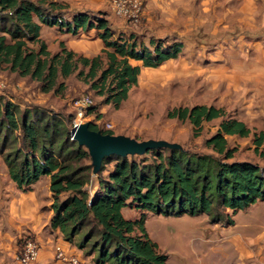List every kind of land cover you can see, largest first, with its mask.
<instances>
[{
  "label": "trees",
  "instance_id": "obj_1",
  "mask_svg": "<svg viewBox=\"0 0 264 264\" xmlns=\"http://www.w3.org/2000/svg\"><path fill=\"white\" fill-rule=\"evenodd\" d=\"M62 9L64 4L55 0H0V67L35 80L43 92L60 91L63 84L57 78L74 73L101 97L100 105L116 109L139 73L129 59L156 67L181 49L176 40L164 45L160 38H149L148 47L130 34L115 36L106 19L86 11L65 18ZM40 24L72 35L94 28L102 47L86 56L59 41L58 50L50 52L39 37ZM96 108L89 105L87 113ZM165 115L186 120L193 136L202 121L221 117L217 129L203 140L209 151L163 147L148 149L138 158L104 156L95 175L98 191L91 198L84 189L91 176L88 154L69 138V117L37 105L19 108L0 99V153L8 177L21 190L40 175L49 176V227L57 228L67 241L81 232V239L74 242L80 248L87 246V253L95 252L94 264H165L166 253L144 228L146 211L163 216L204 213L209 222L229 224L232 212L264 199V165L231 159L235 146L223 136H247L250 130L242 121L226 118L223 108L205 104L174 106ZM88 123L92 129L113 133ZM251 143L253 152L264 160V124L251 133ZM106 163H111L110 168L102 175ZM122 207L139 213L125 218Z\"/></svg>",
  "mask_w": 264,
  "mask_h": 264
},
{
  "label": "crops",
  "instance_id": "obj_2",
  "mask_svg": "<svg viewBox=\"0 0 264 264\" xmlns=\"http://www.w3.org/2000/svg\"><path fill=\"white\" fill-rule=\"evenodd\" d=\"M165 2L167 0H143L141 17L146 20L143 22L145 30L148 29L147 22L149 26H155L154 31L163 29L156 28L155 19L174 21L178 26L189 29L203 27L207 33L202 35L203 39L195 36L191 39L202 43L206 40L211 45L202 49L198 43L185 57L181 54L185 41L175 36L173 39L181 42L179 53L156 67L142 66L139 60L129 59L131 64L139 67L136 83L132 86L156 84L160 91L170 90L167 86L177 91L197 89L198 96L192 99L198 101L191 105L223 108L226 115L229 114L226 118L240 120L250 130L247 136L223 134L226 141L231 136L247 138L248 145L252 146L251 133L264 124V0ZM42 25L45 24H40L39 30ZM56 31L62 32V40L69 42L70 33ZM81 43L86 44V49L90 45L98 49L102 47L98 37ZM199 77L208 81L203 89L199 88V82L197 86L192 85ZM155 79L159 81L154 82ZM183 84L185 87L181 88ZM190 84L193 87H189ZM128 95L127 92L123 101L128 99ZM141 107L147 108L148 103L141 104ZM220 119L202 121L201 127L203 122L215 120L213 133ZM48 185L49 176L40 175L28 189L17 188L0 158V264H16L20 238L25 235L33 237L38 245L34 264H67L54 258V245H58L66 255L73 254L86 264H94L93 254L78 247L73 239L65 240L57 228L49 227L51 196ZM230 218L229 224H222L209 222L204 213L163 216L146 211L143 225L147 235L166 253L165 264H264V199L232 212Z\"/></svg>",
  "mask_w": 264,
  "mask_h": 264
},
{
  "label": "rangeland",
  "instance_id": "obj_3",
  "mask_svg": "<svg viewBox=\"0 0 264 264\" xmlns=\"http://www.w3.org/2000/svg\"><path fill=\"white\" fill-rule=\"evenodd\" d=\"M55 1L64 4V9L60 12L65 18L69 17L70 14L75 11H86L91 16H98L106 19L109 28L115 36L122 35L127 37L130 34L134 37L136 42L147 45L148 47L149 38H160L164 40V45H168L174 40L173 38H176L175 36H178L181 41H185L184 53L182 52L181 54L188 57V52L192 49V46L195 47L199 43L200 47L203 49L204 47L211 45L206 40L202 43L200 41L194 42V38L191 39L192 36L203 39L202 35L207 34L203 27H190L189 29L187 27H183L182 25L178 26V23H174V21L155 19L156 28L160 27L163 29L161 31H154L155 26H149V23L147 22L146 26L148 29L145 30L143 25V22H146L145 18L141 17L136 23L123 20L122 18L112 14L107 0ZM157 1L159 0H156V2ZM165 3L172 4V0H167ZM154 6L157 5L154 4ZM169 21L170 23H168ZM56 30V28L50 29L45 25H42L39 30V35L46 42V48L50 52L58 50V42L61 40L64 47L71 49L75 52V54L91 56L95 53H99L100 50L97 47L95 48V46H92V42H88L89 44H92L88 47V49H86L85 43H81V41L91 40L92 37H96V29L93 28L90 31L81 30L76 34H71L68 37L69 42L67 40V43L61 38L62 32ZM67 44L72 46L74 49L70 48ZM76 47H81L86 50H76ZM197 61H199L198 58ZM56 81H62L63 88L60 91L52 89L47 92H43L40 90L39 84L35 80L26 76L21 77L15 72H11L4 67H0V99L11 100L17 103L19 108L29 107L31 105L41 106L53 112H57L60 115H64L67 118L69 117L70 121L74 114V110L71 105L72 100L79 96H87L90 100L89 105H97V111L94 110L91 113H87V107L84 115L85 118L82 121H89L88 118H91L92 116L94 117L96 112L101 111V117H99V122L96 126L100 128L103 122H110L112 124L111 131L114 134H124L137 140L146 138H161L167 141L176 142L182 148L190 152L209 151V149L203 145V140L211 133L213 126L217 121L212 120L206 123L203 122L198 135L193 136L191 125L186 120L181 121L176 118L166 117L165 115L166 110L172 106H189L192 103L197 102V99H192L193 97L195 98L198 96L199 92L196 91L197 89L188 90L187 88H184V90L177 91L172 90V87L167 86V89L170 90L160 91L157 90L156 84L151 86L147 85L146 87L145 84L140 83L138 84V87L132 86L128 91V99L121 102L120 106L114 109L109 104L100 105L99 102L101 97L96 95L94 91L88 87L87 83L76 78L74 73L68 75L64 79L58 77ZM158 81V79L154 80V82ZM198 82L199 88L203 89L208 81H206L205 78L203 79L202 77H199L192 83V85L195 86L196 84L197 86ZM188 86L190 87L191 84ZM180 87L183 88L185 85L183 84ZM145 102L148 103V107L142 109L141 104ZM209 102L211 101L209 100ZM227 144L229 146H235V151L233 152L231 159L255 160L259 163H264V160L253 152L252 146L248 145L249 139H239L231 136L228 137ZM1 153L3 154V151ZM1 153L0 158L3 160ZM145 156L148 157V154ZM136 157L138 158L137 155ZM110 164L111 163H106L104 165V169L101 171L102 175H105V169L110 168ZM84 189L88 193L89 198H91L94 193L98 191L95 176H90L89 182L84 185ZM138 213L139 211L134 208H121V214L125 218H134L138 215ZM207 220H209L208 217ZM80 234L81 232L76 234L74 237L75 241H79L81 239ZM23 238L33 237L25 235L20 239L22 240ZM86 247L87 246H84L83 248ZM94 253V251L91 252V254ZM84 264L86 263L84 262ZM87 264H89V262Z\"/></svg>",
  "mask_w": 264,
  "mask_h": 264
},
{
  "label": "water",
  "instance_id": "obj_4",
  "mask_svg": "<svg viewBox=\"0 0 264 264\" xmlns=\"http://www.w3.org/2000/svg\"><path fill=\"white\" fill-rule=\"evenodd\" d=\"M70 139L85 148L89 158L91 176L96 175L102 157L110 154L140 155L152 148H181L178 143L161 138L137 140L120 133H103L99 129L90 128L88 121H80L75 127H72Z\"/></svg>",
  "mask_w": 264,
  "mask_h": 264
},
{
  "label": "built area",
  "instance_id": "obj_5",
  "mask_svg": "<svg viewBox=\"0 0 264 264\" xmlns=\"http://www.w3.org/2000/svg\"><path fill=\"white\" fill-rule=\"evenodd\" d=\"M143 0H107L110 11L113 15L123 20L136 23L142 16ZM90 100L87 96H79L72 100L71 105L74 114L69 122V138L70 129L75 127L85 118L86 108L89 106ZM91 123L97 125L99 118H88ZM103 129L111 130L110 122H103L100 126ZM38 245L32 238H23L17 248L16 264H34L37 257ZM54 258L67 264H84V261L73 254L66 255L58 245H54Z\"/></svg>",
  "mask_w": 264,
  "mask_h": 264
}]
</instances>
